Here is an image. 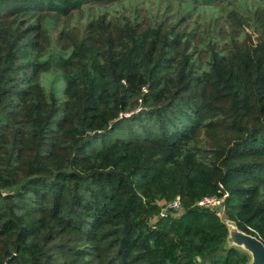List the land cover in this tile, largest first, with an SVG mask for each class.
Here are the masks:
<instances>
[{
    "label": "trees",
    "instance_id": "16d2710c",
    "mask_svg": "<svg viewBox=\"0 0 264 264\" xmlns=\"http://www.w3.org/2000/svg\"><path fill=\"white\" fill-rule=\"evenodd\" d=\"M84 1L0 0V264H247L221 218L264 244V0L52 38Z\"/></svg>",
    "mask_w": 264,
    "mask_h": 264
},
{
    "label": "rangeland",
    "instance_id": "374dc122",
    "mask_svg": "<svg viewBox=\"0 0 264 264\" xmlns=\"http://www.w3.org/2000/svg\"><path fill=\"white\" fill-rule=\"evenodd\" d=\"M156 3H159L160 10L163 8L165 2H169L170 4H174L177 2V0H154ZM85 3L82 5V7L78 10H74L69 15L65 16L62 15L59 17L57 22L55 23V27L50 29L49 32L52 35V38L55 37L56 32L58 31V26L60 24H71V32L75 33L78 31V28L80 26L85 25V23L90 20L92 17L97 16L98 13H111V14H117L119 12H129L130 10H133L134 8H140L141 5H147L148 2V10L150 12H155L156 10V3H153L152 0H116L112 2L111 0H86ZM262 3V0H216L214 4H216L218 7H223L225 5H230L235 9H238L239 11H244V8L253 7L257 3ZM199 8V14L198 16L203 19H209L208 16L212 17L217 11H211V9L206 7H198ZM254 8V7H253ZM242 22V20H241ZM51 24H54L50 21ZM50 25V24H49ZM51 26V25H50ZM242 28H245L246 25L243 23L241 25ZM49 32H46V35L51 38ZM45 82V81H44ZM49 85V84H47ZM164 203V202H162ZM178 211H181V208L177 209ZM231 240V239H230ZM231 242L229 240H226L224 247L227 248ZM219 254H223V251H218ZM203 263L201 261H196ZM209 262V261H206Z\"/></svg>",
    "mask_w": 264,
    "mask_h": 264
},
{
    "label": "water",
    "instance_id": "95a60500",
    "mask_svg": "<svg viewBox=\"0 0 264 264\" xmlns=\"http://www.w3.org/2000/svg\"><path fill=\"white\" fill-rule=\"evenodd\" d=\"M215 209L223 211L224 208L219 205ZM221 219L228 230L226 240L231 242L227 247H237L246 251L250 256L247 264H264V244L262 241L251 234L239 230L233 221L223 217Z\"/></svg>",
    "mask_w": 264,
    "mask_h": 264
},
{
    "label": "built area",
    "instance_id": "2783aa9c",
    "mask_svg": "<svg viewBox=\"0 0 264 264\" xmlns=\"http://www.w3.org/2000/svg\"><path fill=\"white\" fill-rule=\"evenodd\" d=\"M225 195L221 198L210 196V197H203L200 200L197 201V205L203 208H215L216 206H221L223 199ZM179 197H176L171 202L164 204L161 210V214H164L168 209H177L179 208ZM193 264H210L208 262L206 263H200V262H194Z\"/></svg>",
    "mask_w": 264,
    "mask_h": 264
}]
</instances>
